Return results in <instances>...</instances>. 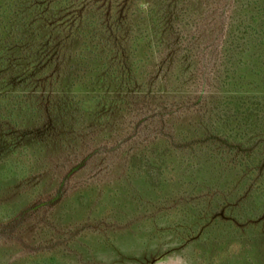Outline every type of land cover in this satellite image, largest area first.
Wrapping results in <instances>:
<instances>
[{
	"label": "trees",
	"instance_id": "trees-1",
	"mask_svg": "<svg viewBox=\"0 0 264 264\" xmlns=\"http://www.w3.org/2000/svg\"><path fill=\"white\" fill-rule=\"evenodd\" d=\"M115 1L0 0V171L31 165L0 179V205L15 202L0 264L91 262L141 231L150 264H261L264 0H232L228 20V0ZM130 131L157 136L109 157ZM90 190L99 212L76 200Z\"/></svg>",
	"mask_w": 264,
	"mask_h": 264
},
{
	"label": "rangeland",
	"instance_id": "rangeland-1",
	"mask_svg": "<svg viewBox=\"0 0 264 264\" xmlns=\"http://www.w3.org/2000/svg\"><path fill=\"white\" fill-rule=\"evenodd\" d=\"M116 1H115V3H117ZM101 3H102V1L99 2V5ZM231 5H232V0H228L221 7L222 9H224V14H225L224 17H226L225 18L226 20H228L227 15H229V13H230ZM194 17L195 16H193L192 18L187 20V22L190 24H193V23L199 21V22H202L199 24H206V22L210 21L211 19L215 20L217 16L215 13H212V14H202V15L196 17L195 19H194ZM199 17H200V19H198ZM183 30H188V29L183 28ZM146 135L147 136H139L137 132H133V131L128 132V134L122 136V139L119 140V142H117V144L111 146L112 147L111 150H110V148H107L108 152L111 151V154L109 155V157H111L112 154H114L113 155L114 157H118L120 155L123 156V153H124L123 149L125 147L123 144H124L126 139H127V141L129 139H131L132 142H134V143H131L130 148L133 146V148L137 151V150H139V146L143 147V146L147 145L149 142H152L156 138L157 133L153 132L151 135H149V133H146ZM138 136H139V138H138ZM137 138H138V141L142 142L141 144L138 143V145H137L135 143ZM131 152H133V150H131ZM144 161L145 160H141V162L140 161L137 162V164L135 166V170L140 171L141 173L144 172L145 174L149 173V176H152V177L155 176L156 172L153 171L151 169V167H149L147 165V163ZM30 167H31V165L29 163V160L26 158L25 155H22L19 157L17 156L14 159V162L7 163L6 167L4 169H2V171H0V179L2 180V179H5L7 177H12V176H17V177H21L23 175L27 176L31 173ZM144 170L147 172H145ZM100 172H102V173H100ZM107 172L110 173L111 171L108 167H106V165H104V167H102V168H97V169L88 171L86 174L82 175L80 178L75 180L72 185H74V187L77 188L81 184L96 181V180H98L99 176H101L103 173H107ZM91 193H95V192L93 190L88 191L87 194H86V192H83L82 194H79V196H77L76 200H78V202H80V203L87 202V200L90 201L91 205L88 209V212L89 213H92V211H98L99 212L100 211L99 208L104 203L105 199L98 195V200L94 203L93 197L89 198ZM73 203H74V201H73ZM14 204H15V202L9 201L6 204L0 205V219L3 218L2 221H0V223H5L8 221V219L6 220V218H8L10 216L9 214H11L10 212H12V208H13ZM67 206H69V205H67ZM75 207L77 208L76 203L71 205L70 208H72L74 210V212H76ZM52 210L50 213H48L51 215V216H49V218L56 220L53 218V215H52L53 211ZM64 213H65V211L63 213H60V216H57V221L59 219H62V218L65 220L66 216L64 215ZM5 215H7V216H5ZM82 217H84V216H82ZM71 223H69V224L71 225ZM74 224H76V222ZM44 225L50 226L49 221L47 220L44 223ZM73 225H71V227ZM138 234H139L138 237L134 238V240L133 239L131 240V238H129V237H125V239L121 240L120 244L118 245V246H120L121 250L117 253H115V252L112 253L110 250H106L102 247H96L94 249V251L92 252L93 256H92L91 260H93V261H91V262L85 261L84 263H82V262L77 263L76 259L73 256H70L68 254H67V256H65L66 253L62 252L65 257L64 256L59 257V261L56 262L55 264H150V262H148V260L146 259V257L148 255H146L142 250H139V245L136 244V242L138 240L145 239L147 237V234L144 231H141ZM105 236L108 238L109 235H105ZM84 256L87 257L86 255H84ZM84 256L82 255L81 257L83 258ZM259 256L261 258V264H264V255L260 254ZM87 258H90V257L88 256ZM32 259L29 260L28 263H26V264H37V263H32ZM151 264H184V263L180 259H176L175 257H169V256H164V257L159 256L158 257V256H156V259H154L153 261L151 260Z\"/></svg>",
	"mask_w": 264,
	"mask_h": 264
},
{
	"label": "water",
	"instance_id": "water-1",
	"mask_svg": "<svg viewBox=\"0 0 264 264\" xmlns=\"http://www.w3.org/2000/svg\"><path fill=\"white\" fill-rule=\"evenodd\" d=\"M80 166H81V165H77V166H75V167L70 171L69 175L72 174V173H73L74 171H76L77 169H79ZM44 204H45V202L41 203V205H44ZM38 206H39V205H38ZM38 206H36V207H38Z\"/></svg>",
	"mask_w": 264,
	"mask_h": 264
},
{
	"label": "clouds",
	"instance_id": "clouds-1",
	"mask_svg": "<svg viewBox=\"0 0 264 264\" xmlns=\"http://www.w3.org/2000/svg\"><path fill=\"white\" fill-rule=\"evenodd\" d=\"M145 8L147 7V5L144 6Z\"/></svg>",
	"mask_w": 264,
	"mask_h": 264
}]
</instances>
